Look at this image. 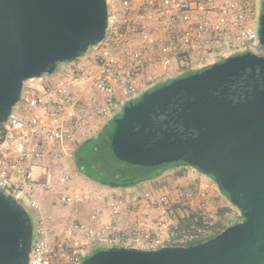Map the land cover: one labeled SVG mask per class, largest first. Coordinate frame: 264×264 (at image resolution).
Returning a JSON list of instances; mask_svg holds the SVG:
<instances>
[{
    "label": "water",
    "instance_id": "95a60500",
    "mask_svg": "<svg viewBox=\"0 0 264 264\" xmlns=\"http://www.w3.org/2000/svg\"><path fill=\"white\" fill-rule=\"evenodd\" d=\"M262 8L264 47V2ZM107 27V0H0V127L26 82L79 59L104 40ZM112 121L118 161L197 168L214 178L243 221L200 244L110 247L81 264H264V56L247 52L174 78ZM33 235L30 213L0 190V264H29Z\"/></svg>",
    "mask_w": 264,
    "mask_h": 264
},
{
    "label": "built area",
    "instance_id": "2783aa9c",
    "mask_svg": "<svg viewBox=\"0 0 264 264\" xmlns=\"http://www.w3.org/2000/svg\"><path fill=\"white\" fill-rule=\"evenodd\" d=\"M260 1L107 0L104 40L76 61L57 66L42 84H24L20 102L0 127V190L35 213L30 214L29 264L56 259L81 264L87 257L82 249L89 244L159 249L200 240L201 235L166 238L174 218L171 201L136 191L108 201V212L93 211L89 224L70 222L69 234L84 242L79 252L69 254L73 245L50 242L36 196L53 194L66 206H83L88 196L78 189L75 152L127 104L181 76L182 70L247 52L264 56L257 53L264 48L259 42ZM210 188L203 185L199 197L204 199Z\"/></svg>",
    "mask_w": 264,
    "mask_h": 264
},
{
    "label": "rangeland",
    "instance_id": "374dc122",
    "mask_svg": "<svg viewBox=\"0 0 264 264\" xmlns=\"http://www.w3.org/2000/svg\"><path fill=\"white\" fill-rule=\"evenodd\" d=\"M261 2L263 3L264 0L260 1L262 5ZM263 52L264 48H261L257 53L262 54ZM66 65L67 63L58 64V67H65ZM195 70L185 69L181 72L185 74ZM172 79L173 78L170 80ZM40 81V79H33L28 81L27 84L32 86L40 85L45 80L43 78V81ZM121 116L122 113L118 115V117ZM110 129H112V125ZM106 157L113 167L112 177L114 179L120 181L139 178L141 176L143 170L141 167L119 162L114 159L111 154H107ZM75 169L77 170L78 189L88 196V201L83 206H66L59 201L58 196L53 194H49L48 196L38 194L36 196L41 215L45 219V226L49 232L48 238L50 242L55 244L63 240L70 246L73 245L74 248L68 247L69 254L74 253V251L79 252L82 248L80 244L84 242L77 234H69L68 224L70 222L89 224L90 216L93 211L96 209H104L108 212L106 208V203L108 201L118 197L126 199L136 191H146L155 199L163 196L169 198L174 210V218L167 229L166 238L169 239H173L175 235L174 230L178 227L180 219L191 214L202 216L209 226H215L219 222L222 226H231L234 223L237 224L243 221L241 211L220 191L213 179L199 172L196 168L180 166L164 173L161 178L154 182L116 190L102 186L81 175L76 162ZM205 184H210L211 188L207 191L206 197L201 199L199 197V192L201 187ZM29 212L34 217L35 213L32 210H29ZM213 233V230H206L199 233V235L209 237L213 235ZM130 245L141 248L140 245L132 243ZM94 247V244H89L82 250H84L88 256ZM103 247L108 249L111 246L104 245ZM62 262V260L56 259L53 264H62Z\"/></svg>",
    "mask_w": 264,
    "mask_h": 264
},
{
    "label": "trees",
    "instance_id": "16d2710c",
    "mask_svg": "<svg viewBox=\"0 0 264 264\" xmlns=\"http://www.w3.org/2000/svg\"><path fill=\"white\" fill-rule=\"evenodd\" d=\"M237 55H240V54H237ZM222 61H224V59L218 62H222ZM209 67L210 66L182 74L181 76L177 78L187 77L194 73H198L203 70H206ZM172 80L154 87L151 91L159 88L160 86L164 84L170 83ZM140 99L134 101L133 103L138 102ZM111 125H112V129H110ZM114 128H115V124L111 120L106 126H104V128L100 131V133L98 134L96 138H92L84 142L82 145L78 147V149L75 152V162L79 170V173L87 177L89 180L112 189V186H111L112 184L136 183L137 185H139V184H144L148 182H154L158 180L159 178H161L164 175V173L174 168H178L180 166H188L184 162H179V163H173V164H166V165L155 167V168L141 167L143 170L139 178L125 179V180H120V181L114 179L112 177L113 167L110 164V161L108 160V158L106 157L107 154H111L113 158L116 159L111 149V140H112V135L114 133ZM212 179L215 182L214 178ZM222 193L229 199L227 194H225L224 192ZM242 219H243V216H242ZM228 227L230 226H222L220 222L217 223L215 226H209V224L206 223V221L204 220L202 216H199L198 214H191L185 218L180 219L178 227L174 230L175 235L173 237V240L182 238L185 235H199V233H201L202 231H206V230H213L214 231L213 235L209 237L202 236L200 240L190 242L184 245L177 244V243H173L171 245L172 246H190V245L200 244L209 239L216 237ZM101 250H107V248L106 249L105 248L93 249L86 258L92 256L93 254Z\"/></svg>",
    "mask_w": 264,
    "mask_h": 264
},
{
    "label": "crops",
    "instance_id": "0c3cea01",
    "mask_svg": "<svg viewBox=\"0 0 264 264\" xmlns=\"http://www.w3.org/2000/svg\"><path fill=\"white\" fill-rule=\"evenodd\" d=\"M179 77V76H178ZM174 79V78H173ZM148 183H151V182H148ZM144 184H147V183H144ZM106 221H109L108 220V217H107V220ZM104 245H99V244H95V247H94V249H103L104 247H103ZM112 247V246H111Z\"/></svg>",
    "mask_w": 264,
    "mask_h": 264
},
{
    "label": "flooded vegetation",
    "instance_id": "af4514ba",
    "mask_svg": "<svg viewBox=\"0 0 264 264\" xmlns=\"http://www.w3.org/2000/svg\"><path fill=\"white\" fill-rule=\"evenodd\" d=\"M263 4V3H262Z\"/></svg>",
    "mask_w": 264,
    "mask_h": 264
}]
</instances>
